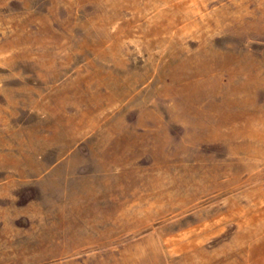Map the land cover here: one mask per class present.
I'll return each mask as SVG.
<instances>
[{
    "label": "rangeland",
    "instance_id": "1",
    "mask_svg": "<svg viewBox=\"0 0 264 264\" xmlns=\"http://www.w3.org/2000/svg\"><path fill=\"white\" fill-rule=\"evenodd\" d=\"M0 210V264H263L264 0H0Z\"/></svg>",
    "mask_w": 264,
    "mask_h": 264
},
{
    "label": "bare ground",
    "instance_id": "2",
    "mask_svg": "<svg viewBox=\"0 0 264 264\" xmlns=\"http://www.w3.org/2000/svg\"><path fill=\"white\" fill-rule=\"evenodd\" d=\"M225 58H227V57H225ZM231 58V57H230ZM231 61V60H230ZM234 61V60H233ZM227 62V61H226ZM229 65H230V63H229ZM228 66V65H227ZM224 68L226 69V67L224 66ZM201 74H203L202 72H199V73H196V75H201ZM191 78V77H190ZM140 83V82H139ZM236 90V89H235ZM130 93V92H129ZM126 96V95H125ZM202 98V97H201ZM246 110V109H245ZM246 111H248V110H246ZM245 111V112H246ZM232 116V115H231ZM236 116V115H235ZM238 117V116H237ZM239 117H241V116H239ZM233 121V120H232ZM232 121H231V123H232ZM235 122V121H234ZM69 125V124H68ZM252 136H254V135H252ZM3 155V154H2ZM33 171V170H32ZM215 179V178H214ZM212 180V179H211ZM1 211V210H0ZM241 225V224H240ZM4 230V229H3ZM6 230V229H5ZM3 232V231H2ZM251 234H253L252 232L251 233H241V234H239L238 236L240 237V236H243V237H246V236H249V237H252V235ZM202 252V251H201ZM259 262V261H258ZM263 262V264H264V260L262 261Z\"/></svg>",
    "mask_w": 264,
    "mask_h": 264
}]
</instances>
